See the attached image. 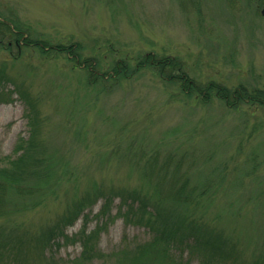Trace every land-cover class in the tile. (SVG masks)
<instances>
[{"label":"rangeland","instance_id":"1","mask_svg":"<svg viewBox=\"0 0 264 264\" xmlns=\"http://www.w3.org/2000/svg\"><path fill=\"white\" fill-rule=\"evenodd\" d=\"M263 8L264 0H0V20L23 35L0 40V166L22 139L50 155L56 173L42 202L0 214V242L13 241L0 264H120L126 247L152 238L150 224L177 221L142 176L151 157L167 180L179 166L175 184L192 195L179 210L217 239L181 260L264 264ZM148 57L177 60L181 82L147 65L135 71ZM84 58L98 61L91 77ZM99 75L104 81H92ZM146 189L148 210L161 208L158 223L142 209L118 212L119 194ZM6 195L7 208L34 198ZM85 195L92 203L66 223L67 206ZM82 227L93 234L86 259ZM151 251L142 259L164 264Z\"/></svg>","mask_w":264,"mask_h":264},{"label":"trees","instance_id":"2","mask_svg":"<svg viewBox=\"0 0 264 264\" xmlns=\"http://www.w3.org/2000/svg\"><path fill=\"white\" fill-rule=\"evenodd\" d=\"M0 24H1L0 40L3 35L6 36L7 34V38L9 41L7 42L8 45L13 41H18L20 36L23 37V35L19 30V27L15 25L13 27L7 25L3 20H0ZM24 41L28 42L29 39L24 38ZM33 43L38 45L39 48H42L45 45V43L43 42L39 43L33 41ZM56 46L61 50H66V52L68 51L73 52L72 45L67 46L66 49L61 44H58ZM82 63H84L86 69H88L87 76L89 77L93 76L94 73L92 72L91 67H96L98 61L97 60L92 61V59L90 60L89 58H84ZM120 64L121 62L113 63V65L110 67V70L114 71L115 73L117 72L119 73L121 71V68H124V66ZM178 64L179 62L174 58L148 57L146 58V60L143 58L138 60L134 65L135 66L134 70L137 71L139 68L147 65L150 66L155 71H157L160 75H164V73L166 75H170L171 81L178 80L179 82H181L182 73L180 68L178 67ZM100 80L104 81L103 75H99V77L95 76L92 78V81L94 82ZM187 83L189 82L187 81ZM191 87L193 88L195 87V85ZM205 93H207V91H205L204 94ZM32 146L33 144L30 143L28 140L23 142L21 139L15 148L16 151L20 150L17 157L13 159H8L6 164L0 166V214L2 215L4 213L11 215L18 210H23V209H27L28 207H33L35 204L42 202L43 199L47 197L48 194L54 192V190L52 189V185H53L52 178L54 177V175H56V173H54V170L49 166L47 162L49 160L48 157L51 156L46 155L44 157H41L37 152L36 153H34V151L30 152ZM167 160H171L170 155H168V157L166 158V161ZM179 162L176 163V165H179L180 164ZM156 163L157 161L155 160V157L148 158L144 162L142 176L144 180H146L147 182L149 181V183H152V187H153L152 198H154L155 196L157 199L156 201H158V203L159 202L162 203L164 199L168 200V205H169L168 208L169 211H167L169 214L168 217H171V219L175 218L177 220L176 224L165 221H162L159 224H150L151 226L154 225L152 227L153 235L152 238L150 239L152 242L149 243L150 240H147L141 243H137L133 247H126L124 256L122 258V262L120 264H149V261H146L145 259L147 258L149 260V249H152L151 251L152 256L157 260H160L164 264H169L168 260H170L171 257L175 259L178 258L177 262H179V259L182 258L181 253H183L184 250L187 249L190 255L195 254V252L205 254L206 252L205 248L215 246L217 242V239L215 240V242L214 240L212 242L209 240L215 237L212 235L211 229H209L207 226H204L202 223L198 222L197 218H189L188 215L183 214L179 210L177 204L178 202L180 201L187 202L192 198L190 191L185 192V189L182 186V184L179 185L175 184L178 178L182 175L179 166L175 167L173 173H170L171 174L170 180L169 179L167 180L165 177L167 172L164 170H156L155 169ZM25 176H26V181H23ZM167 181H169V185L164 184ZM91 188L94 192L98 190L94 184ZM140 191L141 190L138 191L133 190L132 194L129 195L119 194L121 195L122 198L119 203L118 212H122L123 215L133 216V214H137V212H140L142 209V211L155 218L152 219L154 223H158V221H160L159 214L160 213L162 214L161 208L156 209L154 212L152 211L150 212L146 205V202L149 199V190L146 189L143 192V194H141ZM7 192L8 193L15 192L19 197L20 195L21 196L24 195L26 197L31 194H34V198L29 199V197H26L27 199L25 201H23L22 199L20 200L22 201L20 204L9 206V208H7L8 206L5 207L6 203L9 200L6 195ZM140 194L143 195L144 197L139 198ZM111 195H113L112 192H110V195H107L108 197L105 199V202L103 204L105 208L101 209V212H105L107 210L108 204L111 202V198H110ZM126 198H130V199L126 200ZM92 200L93 198L91 197V195H85L76 198L74 202H71L67 206V212H66L67 217L65 218V222L71 223L74 219H76L79 216V214H81V211L86 206L92 203ZM149 229L151 230V228ZM79 234H80L79 240L83 245V249L81 251L80 257L86 259L88 253L89 252L91 253V251L94 250V245L91 243L92 242L91 236L93 234L89 236V234L84 233L83 227L80 230ZM155 243L156 245H154ZM9 244H13V241L1 240L0 258L3 256V251L5 250L4 249L5 246ZM172 251L175 252L177 251L178 255L175 256L173 254L174 252ZM145 253H147L146 257L142 259L143 258L142 256ZM158 254H160L161 257H158L157 256ZM188 257L189 256H187L186 258L187 260H185V262L180 259L181 264H185V263L188 264L189 262ZM76 261L75 264H77Z\"/></svg>","mask_w":264,"mask_h":264},{"label":"water","instance_id":"3","mask_svg":"<svg viewBox=\"0 0 264 264\" xmlns=\"http://www.w3.org/2000/svg\"><path fill=\"white\" fill-rule=\"evenodd\" d=\"M262 13L264 14V8H263V10H262Z\"/></svg>","mask_w":264,"mask_h":264}]
</instances>
